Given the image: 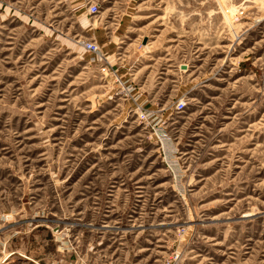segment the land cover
I'll return each instance as SVG.
<instances>
[{
    "label": "rangeland",
    "instance_id": "1",
    "mask_svg": "<svg viewBox=\"0 0 264 264\" xmlns=\"http://www.w3.org/2000/svg\"><path fill=\"white\" fill-rule=\"evenodd\" d=\"M173 252L264 264V0H0V264Z\"/></svg>",
    "mask_w": 264,
    "mask_h": 264
},
{
    "label": "built area",
    "instance_id": "2",
    "mask_svg": "<svg viewBox=\"0 0 264 264\" xmlns=\"http://www.w3.org/2000/svg\"><path fill=\"white\" fill-rule=\"evenodd\" d=\"M96 10V7L92 5V9L91 11H95ZM84 47L89 50L92 54H95L97 55L99 58H104L100 48L98 47V45L95 43V42H92V41H85L84 42ZM186 107V102L184 100H179L177 102V104L175 105V109L177 111H183ZM155 135L157 136V138L159 139L160 143L162 144V142L165 140L164 139V136L163 134H161V136H159L157 133H155ZM161 148V152H162V158L165 160V162L167 163V155H168V152L164 149V147L161 145L160 146ZM168 166H170L168 164ZM171 167V166H170ZM179 261L178 259V254L177 252H173L167 260H165V262L163 264H177Z\"/></svg>",
    "mask_w": 264,
    "mask_h": 264
}]
</instances>
